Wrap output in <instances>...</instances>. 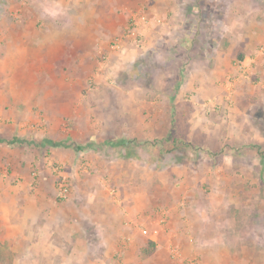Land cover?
I'll use <instances>...</instances> for the list:
<instances>
[{
  "label": "crops",
  "instance_id": "obj_1",
  "mask_svg": "<svg viewBox=\"0 0 264 264\" xmlns=\"http://www.w3.org/2000/svg\"><path fill=\"white\" fill-rule=\"evenodd\" d=\"M247 1L230 0L226 9L222 6L223 26L217 23L211 36L206 20L196 18L197 7L191 9L185 0H0V243L6 251L25 254L24 264L259 262L256 235H243L227 221L226 204L239 201L201 192L203 183H210L209 167L196 169L170 150L164 175L161 148L151 165L127 161L133 155L129 140L175 142L180 123L194 126L197 131L191 134L209 138L210 123L220 115L213 121L205 110L224 106V88L232 73L239 76L236 95H241V66L237 70L229 65L242 53L246 63L250 46L264 43V0ZM138 13L148 15L139 30L140 47L134 38L122 37ZM204 27L196 35L194 30ZM117 38L122 50L115 47ZM181 55L187 65L164 68L166 61H181ZM104 57L113 63L107 70L98 68ZM143 59L160 63L154 67L159 78L152 82L159 94L146 100L122 83V121L94 120L99 105L93 99L105 88L114 89L107 80L119 73L133 76L132 68L120 67ZM212 59L215 67L209 66ZM256 59L264 86V55ZM197 61L203 62L201 67H192ZM187 110L189 118L182 115ZM119 127L124 137L109 134ZM71 138L85 142L77 144L75 156L101 157L103 148L95 145L101 139L118 149L117 160L113 164L91 159L98 171L113 168L108 180L80 178L73 195L62 199L51 170L36 158L43 149L61 158L63 144ZM121 140L125 143L117 144ZM136 156L139 160L141 155ZM114 186L117 196L110 192ZM149 242L154 251L145 256L142 249ZM171 246H178L185 260L171 257ZM13 257L12 263H17Z\"/></svg>",
  "mask_w": 264,
  "mask_h": 264
},
{
  "label": "rangeland",
  "instance_id": "obj_2",
  "mask_svg": "<svg viewBox=\"0 0 264 264\" xmlns=\"http://www.w3.org/2000/svg\"><path fill=\"white\" fill-rule=\"evenodd\" d=\"M185 1L186 5L191 9L193 7H197L196 9L198 11L195 14L196 18L200 20H206L211 36H214L215 30L213 29L217 25H219L220 27L223 26V24L221 23L224 22L223 18L226 17L224 9H226L230 0ZM247 2L249 3L250 1L248 0ZM222 6H225V8L223 9ZM130 23L131 21L129 22V24ZM129 24L126 26V29L122 33L123 35L121 34L124 39L129 38L128 36H126ZM144 26H146V23L140 24V27ZM140 27L139 29H141ZM203 29H205V27L195 29L194 31L196 32V35H198L201 34V31ZM217 33H215V35L219 34ZM138 35V38L135 39L136 42L134 41L136 47L142 46L141 43L143 42V35H141L140 31L138 32ZM130 38L133 39L132 37ZM263 46L264 43L251 45V49L249 51L250 58L246 61V63H244L245 60L242 53L240 55L237 54V57L234 59L235 61H233L232 66L229 65L230 69L234 66V68L236 69L241 66V79L242 81H244L242 83L243 86L241 87V95H236V93L239 91V86L236 85V80L239 76L237 77L236 74L234 75L232 73V75H234L235 77L231 75V77H229V79L227 80L224 88L226 93V102L224 106L219 105L220 107L216 110H205V115L207 114L206 116H209L208 118L210 120L214 118L215 115H220V117H217L216 123L211 121L209 127L211 131H209L210 134L208 139L206 137L204 140L206 134H191V132L197 131L192 130L194 126L187 124V122H184V124L180 123L177 127V132H175L174 134L179 138V140L175 142H173V140H167L157 142V145H155L154 143L157 140H129L128 144L130 145V154L132 153L133 155H131L130 160H127L131 161V163H135L134 165L136 166L140 161H145L147 164L151 165L153 162H157V149L159 150L161 148V151L163 152L161 158L162 173L164 175L167 174V172L165 171L167 164L171 163L170 158L167 155H169L172 150H174V152L177 156L180 157V159L184 160V163L192 161L191 165L196 169H198L200 166H204L205 169L209 167L210 183H203L201 192L204 196H210L211 198L215 199L218 196H226L231 201L232 198L239 201V203L237 202V204H226L228 205L227 221H229L230 219L233 227H235L237 230L238 228L241 229L243 235L246 231L247 234L250 233L252 235H256L254 236L256 237V250L259 251L258 254L259 256H261V259L259 260V262L257 261L256 264H262V260L264 259V86H260L259 81L261 77L258 76L259 72L256 67L259 63V60L256 59V56L260 54L259 50ZM120 48V50L123 49V47ZM202 49H204V47H202ZM213 49L214 46H211V55L214 52ZM106 57L102 58L101 63L103 66H99V69L101 67L102 69L107 70L113 65V63ZM151 57L149 58V61L154 60V57ZM180 58L184 63H182L181 61L177 63L166 61V63L164 64V68L168 70H174V67L176 65H187L188 62H186L187 60L185 56L181 55ZM115 61L114 65H117L118 63ZM144 63L147 69V75L145 78L143 73H140L143 70ZM202 63L203 62L197 61L193 65L191 64V66L194 68H200V65ZM209 63L210 67H215L216 62L214 59L210 60ZM153 64H157V66H154ZM158 64H160L158 63V61L147 62L145 59H143L141 61L136 60L133 63L124 64V68L120 67L119 71L127 68H132L133 76L128 77L125 74L119 73L120 75L118 77L112 78L113 81H110V79L107 80L108 83H110V86H113L114 89H111V87H109L108 91H106L105 88L104 91L99 92V94L96 93L98 94V96H95L97 98L93 99V104H98L99 108H96L94 110V120L97 121L100 118L102 120H106L107 118L110 119L112 117L114 118L112 119V121H122L120 114L125 112V109H123L122 106L124 104V95H126V92L125 94H123L121 91L122 83L124 84V87H130L128 89L135 90L136 97L137 93H139L140 97L146 100L153 98L157 94H159V91H156V89L154 88V84L152 83H155V80L158 79L160 75L159 70L158 73L155 74L157 70L154 69V67H157L158 69ZM187 68L186 71H188ZM103 82H105L104 79ZM92 87H96V83H93ZM104 87V84H101L99 86V88ZM86 95L89 94L86 93ZM182 115L186 116V118H189L190 116L188 110L183 111ZM116 132L119 133L117 136H122L121 127L114 131L111 130V133L109 134H116ZM124 136L125 135H123L122 137ZM197 136L200 137L198 138ZM83 143L85 142H80V140L71 138L67 141V145L63 144L64 146L61 158L57 157L55 153L49 152L45 149H43L42 152H40V156L36 158L37 162L41 158L43 160L45 168H49L51 170V173L56 182L57 194L59 190V184L63 181V179L67 180L70 187V193L67 198H70L73 195V188L77 185V182L80 178H82L83 180L87 178L93 180L92 177L94 176L96 180H99V176H102L100 180H108V176L110 175H108V170L111 169L113 171V168L105 166L101 168V171H98L94 169V164L91 159H98L100 163H105L106 161H108V163H113V161L117 160V157L115 156L117 155V153L115 152L118 149L108 146L105 143V140L101 139L95 141L97 150L103 148V152H99L101 154L99 156L101 157H81L79 153L75 156L74 151H79L76 150L78 149L77 144ZM137 153H140L141 155L139 160L136 156ZM133 170L131 169V172ZM134 173V179H136L138 175L136 172ZM36 174L38 173L36 172ZM36 174H33L34 179L37 178ZM118 177L119 176H117V178ZM122 179L124 178L122 177ZM211 182H213V185H211ZM225 185L229 187L223 188L225 187ZM110 192L113 194V196H117L118 189L114 186L110 189ZM197 192L198 190L196 189V193ZM250 239L251 238L249 237V241ZM171 247H176L179 250L178 246ZM171 247L169 249V254L171 257H173ZM5 249L6 248L4 247V245L0 243V250H3L2 252H0V264L25 263V254H12ZM14 255L17 256V263H12ZM181 255V251L179 250L176 260H185L184 258H180ZM246 255V253L244 255L241 254V257H246ZM198 259L200 260V257H198ZM187 262L191 263V260L186 261V263ZM244 262H242L241 264H245Z\"/></svg>",
  "mask_w": 264,
  "mask_h": 264
},
{
  "label": "built area",
  "instance_id": "obj_3",
  "mask_svg": "<svg viewBox=\"0 0 264 264\" xmlns=\"http://www.w3.org/2000/svg\"><path fill=\"white\" fill-rule=\"evenodd\" d=\"M148 22V17L146 14H142V13H139V14H136L132 17L131 19V23L129 24V27L127 29V35L128 37H132L134 39H137L138 38V32H139V27H140V24L142 23H147ZM120 39L117 38L116 41L114 42L115 43V47L117 49H119L122 45L120 43ZM260 54H264V46L260 48ZM69 193H70V187H69V184L67 182V180L63 179V181L59 184V190H58V196L62 199H65L69 196ZM178 248L176 247H171V252H172V255L174 257H177L178 256Z\"/></svg>",
  "mask_w": 264,
  "mask_h": 264
},
{
  "label": "trees",
  "instance_id": "obj_4",
  "mask_svg": "<svg viewBox=\"0 0 264 264\" xmlns=\"http://www.w3.org/2000/svg\"><path fill=\"white\" fill-rule=\"evenodd\" d=\"M47 141H48L49 143H51V144H54V145H60V143H58V142H53V141H51V140H47ZM107 143L112 144L111 142H107ZM115 143H116V142H115ZM124 143H125V142H123V140L117 142V144H124ZM78 148H79V147H78ZM153 251H154V244H153V242H149V246L146 247V248H143V249H142V254L145 255V256H148V255H150Z\"/></svg>",
  "mask_w": 264,
  "mask_h": 264
}]
</instances>
